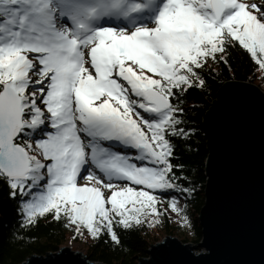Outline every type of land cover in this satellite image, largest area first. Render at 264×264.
<instances>
[{
    "label": "snow or ice",
    "instance_id": "obj_1",
    "mask_svg": "<svg viewBox=\"0 0 264 264\" xmlns=\"http://www.w3.org/2000/svg\"><path fill=\"white\" fill-rule=\"evenodd\" d=\"M236 47L264 73V0H0L10 238L51 216L119 245L116 227L159 223L165 201L180 215L181 96Z\"/></svg>",
    "mask_w": 264,
    "mask_h": 264
},
{
    "label": "water",
    "instance_id": "obj_2",
    "mask_svg": "<svg viewBox=\"0 0 264 264\" xmlns=\"http://www.w3.org/2000/svg\"><path fill=\"white\" fill-rule=\"evenodd\" d=\"M216 93L202 118L207 152L197 214L202 242L160 238L149 246V259L138 264H264V93L253 83L231 80ZM195 248L206 253L194 254ZM22 264L100 263L62 247Z\"/></svg>",
    "mask_w": 264,
    "mask_h": 264
},
{
    "label": "trees",
    "instance_id": "obj_3",
    "mask_svg": "<svg viewBox=\"0 0 264 264\" xmlns=\"http://www.w3.org/2000/svg\"><path fill=\"white\" fill-rule=\"evenodd\" d=\"M225 59L227 63L210 61L208 67L202 71L205 86L190 87L181 96V106L185 108V125L193 131L186 138L174 139L173 163L182 165V171L176 170L177 176L181 177L178 183L193 190L190 193H175L182 209L179 216H186L188 223L174 224L162 215L153 232L146 224H134L129 229L116 227L120 243L115 245L103 234L97 239L87 237V234L75 235L71 229L64 226L62 220L57 221L51 216H46L38 218L29 229H21L23 239H11V228L17 218L16 201L8 196L7 186L0 181V264H22L31 256L56 253L60 247L71 242L82 245L83 254L93 263L138 264L139 259L147 258L148 247L159 242L161 236H175L192 244L200 241L201 228L197 214L204 201V167L207 155L206 137L202 127L204 113L215 99L219 87L230 80L253 83L264 92V73L250 60L245 50L239 47L229 49ZM158 207L163 211L167 208V201Z\"/></svg>",
    "mask_w": 264,
    "mask_h": 264
},
{
    "label": "rangeland",
    "instance_id": "obj_4",
    "mask_svg": "<svg viewBox=\"0 0 264 264\" xmlns=\"http://www.w3.org/2000/svg\"><path fill=\"white\" fill-rule=\"evenodd\" d=\"M262 90H264V86H263V88H262ZM263 92V91H262ZM264 93V92H263ZM162 212V214H161V216L163 215L164 216V218H167L168 220H170L172 223H174V224H181L182 222H181V216H179L177 213H175V212H172L170 209L167 211V212H163V211H161ZM198 216V215H197ZM160 220H161V218H159ZM158 223H156V224H153V225H148V224H146L147 226H148V228L150 229V231H154V226L155 225H157ZM152 235H154L153 233H151ZM160 236V235H159ZM158 236V237H159ZM165 236V235H164ZM164 236H161L160 238H163ZM168 235H166L165 237H167ZM171 236V235H170ZM170 236H168V237H170ZM159 238V239H160ZM152 245V244H151ZM62 247H68V248H70V250H72V251H77V252H80L81 254H83V251H84V247H82V245H79V244H76V243H69V244H67L66 246H62ZM62 247H60V249L62 248ZM149 248V247H148ZM148 250V249H147ZM149 258V257H148ZM147 259V258H146Z\"/></svg>",
    "mask_w": 264,
    "mask_h": 264
},
{
    "label": "bare ground",
    "instance_id": "obj_5",
    "mask_svg": "<svg viewBox=\"0 0 264 264\" xmlns=\"http://www.w3.org/2000/svg\"><path fill=\"white\" fill-rule=\"evenodd\" d=\"M206 156H207V155H206ZM165 236H166V235H165ZM165 236H164V237H165ZM173 237H175V236H173ZM175 238H176V237H175ZM176 239H178L180 242H182V244H187L186 242L181 241L179 238H176ZM199 242H200V243L202 242V237H201L200 241H198V242L195 243V244H194V243L192 244V243H189V242H188V243L191 244V245L193 246V245L198 244ZM189 244H188V245H189ZM192 246H191V247H192ZM192 252H194V254H204V253H206V250H205V249H200V248H195ZM84 255H85V254H84ZM144 259H146V258H144ZM148 259H149V258H148V256H147V260H148ZM25 262H26V261H24V263H25Z\"/></svg>",
    "mask_w": 264,
    "mask_h": 264
}]
</instances>
